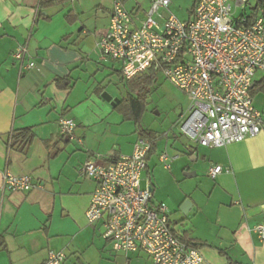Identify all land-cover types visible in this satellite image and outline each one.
<instances>
[{
	"label": "crops",
	"instance_id": "crops-1",
	"mask_svg": "<svg viewBox=\"0 0 264 264\" xmlns=\"http://www.w3.org/2000/svg\"><path fill=\"white\" fill-rule=\"evenodd\" d=\"M40 1L0 0V264H41L50 250L64 253L63 264H152L141 251H112L102 223L87 222L96 183L78 172L88 159L106 163L131 154L139 139L122 131L125 121L115 106L125 97L118 99L108 87L113 75L125 80L120 66L102 57L98 47L115 0H65L46 9ZM120 1L139 24L151 0ZM68 12L76 17L73 23ZM19 45L26 46L33 68L12 57ZM65 78L71 87L59 88L57 80ZM263 83L264 72H256L250 94L261 113L257 135L221 147L201 146L202 160L194 156L196 164L185 172L191 173L186 177L200 173V180L166 202L154 200L150 184L153 201L167 206L172 228L198 243L201 264H264V241L252 231L264 221ZM60 117L74 121L73 137L60 133ZM27 127L35 134L31 144L24 151L9 148L10 135ZM177 153L168 156V169ZM213 165L222 172L211 178ZM5 168L30 175L35 187H3ZM184 201L186 216L178 211Z\"/></svg>",
	"mask_w": 264,
	"mask_h": 264
},
{
	"label": "built area",
	"instance_id": "built-area-1",
	"mask_svg": "<svg viewBox=\"0 0 264 264\" xmlns=\"http://www.w3.org/2000/svg\"><path fill=\"white\" fill-rule=\"evenodd\" d=\"M173 1L151 0L145 19L136 24L115 0L98 42L102 57L119 62L125 80L154 71L185 94L190 103L178 127L195 145L221 147L257 135L262 119L250 90L255 73L264 72V7L255 8L251 0H193L189 18L180 20L169 10ZM12 57L23 66L26 46H17ZM58 126L62 135L73 137L71 118L60 117ZM150 146L139 137L129 155L106 163L88 159L79 166L80 176L96 183L85 218L102 223V237L114 252L141 251L152 264H201L200 251L172 228L167 206L153 201L150 183L141 186ZM159 159L168 169L167 154ZM221 172L213 165L208 174L214 178ZM2 179L10 191L35 187L30 175L8 168ZM252 231L264 241V221ZM64 260V253L50 250L41 264Z\"/></svg>",
	"mask_w": 264,
	"mask_h": 264
},
{
	"label": "rangeland",
	"instance_id": "rangeland-1",
	"mask_svg": "<svg viewBox=\"0 0 264 264\" xmlns=\"http://www.w3.org/2000/svg\"><path fill=\"white\" fill-rule=\"evenodd\" d=\"M192 7L193 0H174L169 10L178 19L186 20L189 18ZM246 11L248 12L249 8ZM240 12L241 8H238L237 14ZM108 63L111 66L112 62L108 61ZM116 65L120 66V63L117 62ZM108 81L109 79L106 81L107 84ZM135 81V78L129 81L113 75L108 87L111 92L118 94V99L127 97V95L135 96V91L132 89V84ZM144 95L145 109L139 124L141 128L154 131L157 138L155 151L148 161L147 169L142 173L141 186L146 187L147 182L150 183L153 187L154 200L166 202L167 197L180 193V190L188 188L190 184L193 188L200 180V173L193 177H186L184 173L187 172L188 166H194L197 160L199 162L202 160L201 154L204 148L192 143L178 127L181 116L186 113L190 103L185 94L165 79L162 74L157 73L153 84L149 86ZM115 112L125 121L121 126L122 131H126L127 134L133 132L137 136L140 126L134 120L126 119L118 110L115 109ZM161 153H165L167 156L177 153L179 158L172 160L171 168L167 169L159 161ZM194 156H197L198 159L195 160Z\"/></svg>",
	"mask_w": 264,
	"mask_h": 264
},
{
	"label": "trees",
	"instance_id": "trees-1",
	"mask_svg": "<svg viewBox=\"0 0 264 264\" xmlns=\"http://www.w3.org/2000/svg\"><path fill=\"white\" fill-rule=\"evenodd\" d=\"M65 0H41L39 6L43 9L49 8L51 6L58 5L63 3ZM255 8L264 7V1L255 0ZM43 18H48L46 15H39ZM75 15L72 12L66 14V19L69 23L75 21ZM156 73L154 71H149L139 77L135 78V82L132 84V89L135 91V96L127 95V97L121 99L119 103L116 104L115 109L123 114L126 119L134 120L136 124H139L142 113L145 109V93L148 91L150 85L153 84L155 80ZM132 80V79H131ZM130 81V80H129ZM59 88H70L71 84L67 78L58 79L56 82ZM260 89L264 91V83L260 86ZM138 134L140 138L148 139L150 142V149L147 154V158L150 154L155 151L156 148V138L157 135L154 131L149 129H144L139 127ZM34 131L31 127L23 128L10 135L8 140L9 148H17L24 151L34 139ZM182 240L187 241L193 246H198V243L194 242L193 239H190L185 234L181 235Z\"/></svg>",
	"mask_w": 264,
	"mask_h": 264
},
{
	"label": "water",
	"instance_id": "water-1",
	"mask_svg": "<svg viewBox=\"0 0 264 264\" xmlns=\"http://www.w3.org/2000/svg\"><path fill=\"white\" fill-rule=\"evenodd\" d=\"M262 1H264V0H262ZM185 175L190 176L191 173H185ZM187 203H189V202L184 201V202L181 204V206L179 207V211H180V213H181L183 216H186V214H187V212H188V209H189V205H188Z\"/></svg>",
	"mask_w": 264,
	"mask_h": 264
}]
</instances>
